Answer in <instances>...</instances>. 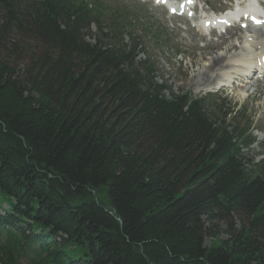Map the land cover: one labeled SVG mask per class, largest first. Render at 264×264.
Returning a JSON list of instances; mask_svg holds the SVG:
<instances>
[{
  "label": "trees",
  "instance_id": "obj_1",
  "mask_svg": "<svg viewBox=\"0 0 264 264\" xmlns=\"http://www.w3.org/2000/svg\"><path fill=\"white\" fill-rule=\"evenodd\" d=\"M108 10L0 0V264H264L251 122L174 93Z\"/></svg>",
  "mask_w": 264,
  "mask_h": 264
},
{
  "label": "rangeland",
  "instance_id": "obj_2",
  "mask_svg": "<svg viewBox=\"0 0 264 264\" xmlns=\"http://www.w3.org/2000/svg\"><path fill=\"white\" fill-rule=\"evenodd\" d=\"M111 1H109L111 7H124L126 13H113L114 11L108 10L104 19L109 20L110 23H123L124 32L128 34L125 35L126 40L131 33L134 37H138L142 43L138 58L144 59L148 56L155 62L158 80L166 83L174 93L184 92L190 94L193 99H202L211 112L217 113L219 105L222 104H230L229 106H234L235 111H242V114L237 116L238 120L242 121V125L251 122L250 126L254 131L252 137L255 139L254 144L244 149V154L248 159L255 161L264 158V90L259 89L260 92L255 94L249 93L250 97L238 90L233 92V89H225L214 96H209L208 93L214 91L212 87L218 88L220 87L218 83L224 82L217 80L214 85L200 81V73L210 63L209 57L215 54L230 56L232 52H227V48L230 44L234 47L233 43L237 41L238 36L228 38L227 46L225 44L207 55L203 49L207 42H201L194 30L188 33L179 29L177 25H180V21L173 19L167 22V27L165 26V13L161 8L156 9L152 3L144 5L139 2L134 3L132 0ZM231 32L235 33V30ZM227 62L226 60L224 63L225 67L215 70L213 76L216 74L219 76V73L227 67ZM2 208L7 210L8 205L3 204ZM3 209H0V212ZM219 238L227 239V235L223 233ZM214 241L215 238L207 237L205 245L210 247Z\"/></svg>",
  "mask_w": 264,
  "mask_h": 264
},
{
  "label": "bare ground",
  "instance_id": "obj_3",
  "mask_svg": "<svg viewBox=\"0 0 264 264\" xmlns=\"http://www.w3.org/2000/svg\"><path fill=\"white\" fill-rule=\"evenodd\" d=\"M232 30H229L227 31V34L228 35H231V36H234V35H238L237 31H235V33L231 32ZM220 38H222V42L221 43H217V44H214L212 41H209L208 44L205 46V50L206 53L205 54H212V52L215 51V49H219V48H222L225 43H226V38L225 36H220ZM242 38H241V41L242 42ZM234 45V44H233ZM261 47H264V45H262ZM227 48V47H226ZM236 47H232V45H230L228 48H227V51L229 50H232V49H235ZM241 48H237V50L241 51L240 50ZM240 53V52H239ZM210 58V63L208 66L205 67V69L200 73V81L202 83H212V84H216L217 82V77L216 75L213 76V72H215V70L217 71V69H220V67L224 66V63H225V60H227V57L222 54H215V55H211ZM225 67V66H224ZM221 73V72H220ZM219 73V75H220ZM210 74V75H209ZM222 76V75H221ZM199 79V78H198ZM216 82V83H215ZM220 82H224V83H218L219 86H225V85H228L229 84V81H220ZM209 85V84H208ZM254 87L255 86H258L257 83H253L252 84ZM204 86V85H203Z\"/></svg>",
  "mask_w": 264,
  "mask_h": 264
}]
</instances>
